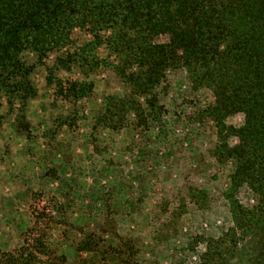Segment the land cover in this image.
<instances>
[{
	"label": "rangeland",
	"instance_id": "rangeland-1",
	"mask_svg": "<svg viewBox=\"0 0 264 264\" xmlns=\"http://www.w3.org/2000/svg\"><path fill=\"white\" fill-rule=\"evenodd\" d=\"M98 56L94 71L40 69V97L0 110V264H264L261 166L242 168L245 137L234 131L245 114L219 133L201 112L212 93L174 70L158 98H141L143 119L132 106L115 130L100 115L121 119L109 100L128 87L116 54L103 45ZM78 79L83 91L65 100L59 92Z\"/></svg>",
	"mask_w": 264,
	"mask_h": 264
},
{
	"label": "trees",
	"instance_id": "trees-1",
	"mask_svg": "<svg viewBox=\"0 0 264 264\" xmlns=\"http://www.w3.org/2000/svg\"><path fill=\"white\" fill-rule=\"evenodd\" d=\"M78 34L90 38L78 41ZM103 45L116 54L114 72L128 87L109 100L123 105L124 116L107 124L100 115L103 124L125 126L135 105L143 119L141 98H158L157 88L167 89L169 73L179 70L193 92L212 93L201 112L219 133L230 131L226 117L245 114L234 129L245 137L240 163L261 166L256 181L264 192V0H0V110L12 114L40 97V69L94 71ZM85 83L73 80L59 94L78 96ZM256 150L262 157L251 162Z\"/></svg>",
	"mask_w": 264,
	"mask_h": 264
}]
</instances>
